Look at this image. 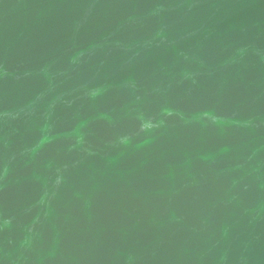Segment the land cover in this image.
Listing matches in <instances>:
<instances>
[{
	"label": "water",
	"instance_id": "1",
	"mask_svg": "<svg viewBox=\"0 0 264 264\" xmlns=\"http://www.w3.org/2000/svg\"><path fill=\"white\" fill-rule=\"evenodd\" d=\"M0 264H264V0H0Z\"/></svg>",
	"mask_w": 264,
	"mask_h": 264
}]
</instances>
